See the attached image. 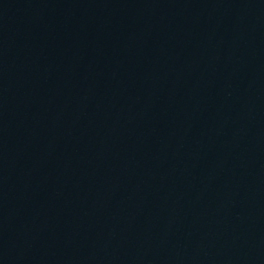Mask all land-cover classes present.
<instances>
[{
	"label": "water",
	"instance_id": "1",
	"mask_svg": "<svg viewBox=\"0 0 264 264\" xmlns=\"http://www.w3.org/2000/svg\"><path fill=\"white\" fill-rule=\"evenodd\" d=\"M0 264H264V0H0Z\"/></svg>",
	"mask_w": 264,
	"mask_h": 264
}]
</instances>
